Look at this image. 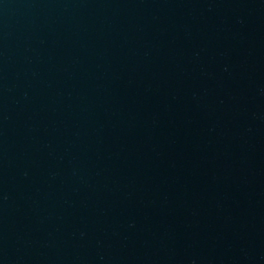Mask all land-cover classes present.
Masks as SVG:
<instances>
[{"label":"water","instance_id":"1","mask_svg":"<svg viewBox=\"0 0 264 264\" xmlns=\"http://www.w3.org/2000/svg\"><path fill=\"white\" fill-rule=\"evenodd\" d=\"M0 264H264V0H0Z\"/></svg>","mask_w":264,"mask_h":264}]
</instances>
